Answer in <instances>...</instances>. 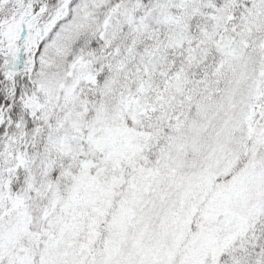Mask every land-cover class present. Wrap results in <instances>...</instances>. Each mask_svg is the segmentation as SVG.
Here are the masks:
<instances>
[{
    "label": "snow or ice",
    "instance_id": "snow-or-ice-1",
    "mask_svg": "<svg viewBox=\"0 0 264 264\" xmlns=\"http://www.w3.org/2000/svg\"><path fill=\"white\" fill-rule=\"evenodd\" d=\"M0 264H264V0H0Z\"/></svg>",
    "mask_w": 264,
    "mask_h": 264
}]
</instances>
